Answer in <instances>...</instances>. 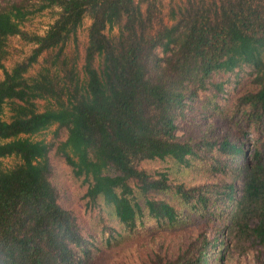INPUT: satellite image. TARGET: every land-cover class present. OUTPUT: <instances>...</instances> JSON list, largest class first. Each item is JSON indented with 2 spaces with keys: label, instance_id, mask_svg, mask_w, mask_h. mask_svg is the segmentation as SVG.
Masks as SVG:
<instances>
[{
  "label": "trees",
  "instance_id": "trees-1",
  "mask_svg": "<svg viewBox=\"0 0 264 264\" xmlns=\"http://www.w3.org/2000/svg\"><path fill=\"white\" fill-rule=\"evenodd\" d=\"M52 6L60 11L44 34L22 30L29 15ZM86 16L91 22L81 76L64 48ZM114 26L117 34L108 35ZM13 35L34 47L0 79V160L18 157L0 169V264H92L75 216L59 201L52 151L68 166L85 204L110 206L128 230L144 214L176 220L175 207L152 196L172 188L166 173L142 162L180 163L213 148L239 154L242 186L226 230L199 234L177 256L156 255L150 264H214L216 244L233 231L264 245V137H256L260 145L248 160L242 143L230 141L228 133L199 140L175 133L186 99L208 89L213 74L243 64L253 67L256 88L240 94L230 109L237 108L239 125L264 132V0H184L166 11L162 0H0V68ZM48 51L55 52L27 75ZM39 99L48 101L42 109ZM7 103L11 115L4 120ZM54 124L64 132L58 141L31 138ZM233 189L226 184L223 199ZM174 192L185 203L208 205L201 190L176 185Z\"/></svg>",
  "mask_w": 264,
  "mask_h": 264
},
{
  "label": "rangeland",
  "instance_id": "rangeland-1",
  "mask_svg": "<svg viewBox=\"0 0 264 264\" xmlns=\"http://www.w3.org/2000/svg\"><path fill=\"white\" fill-rule=\"evenodd\" d=\"M183 1L162 0L163 10L166 11L171 4ZM59 11V7L52 6L34 12L23 20L22 30L29 35L44 34L57 18ZM90 22L88 16L84 17L76 30L75 39L68 41L64 48V54L70 63L76 64L81 76ZM117 29L114 26L106 32L114 36L118 32ZM33 47V42L20 35L10 36L7 39L3 68H0V79L4 75V69L9 70L16 62L24 60L31 54ZM53 53L48 51L41 54L29 67L27 75L35 74ZM209 82L208 89L201 90L194 99H186L187 104L184 107L186 115L176 121L177 137L199 140L204 134L207 137H217L219 134L228 133L230 141L237 140L238 143H242L245 156L250 160L254 148L260 145L256 142V137H264V132L261 133L253 125H239L233 114L237 108L232 110L230 108L240 94L256 88L253 67L243 64L229 72L215 73ZM218 83H221V88ZM46 104L48 101L45 99L36 101L38 109L44 108ZM10 115L7 103L1 118L9 120ZM223 123L225 125L222 127ZM63 133L54 124L31 135V138L58 141L64 136ZM186 157L187 160L180 163H174L169 159H153L141 163V167L154 173H166L172 188L167 192H153L152 196L168 200L175 207L177 215L175 221L168 222L144 214L141 220H138V225L128 230L115 219L110 206L101 201L94 203V206L85 204L86 200L80 198L81 190L78 184L69 178L68 166L53 151L51 152L50 160L55 170L53 180L58 187L59 201L75 216L83 236L91 247L92 264H150V260L156 255L163 258L177 256L199 234L218 235L220 231L226 230L229 215L234 210V202L242 186L238 171L241 170L244 158L239 157V154L221 152L217 148H213L205 156ZM17 162L16 156L3 157L0 160V169L11 167ZM226 184H232L234 187L229 199H223ZM176 185L201 190L209 197L208 208L202 207L199 202L185 203L179 194H175ZM220 240L221 243H217L213 250L214 264H264V245L256 243L251 237L233 231ZM219 246H222L223 254L219 252Z\"/></svg>",
  "mask_w": 264,
  "mask_h": 264
}]
</instances>
